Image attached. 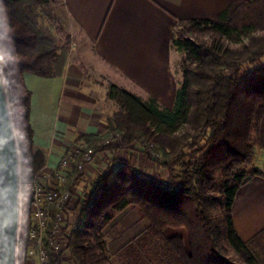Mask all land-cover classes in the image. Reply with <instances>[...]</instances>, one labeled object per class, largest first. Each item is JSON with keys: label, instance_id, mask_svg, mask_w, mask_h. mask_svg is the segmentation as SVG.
<instances>
[{"label": "trees", "instance_id": "1", "mask_svg": "<svg viewBox=\"0 0 264 264\" xmlns=\"http://www.w3.org/2000/svg\"><path fill=\"white\" fill-rule=\"evenodd\" d=\"M57 1L3 0L6 21L0 24V63L19 153L22 204L31 174L44 161V153L32 147L26 122L29 91L22 71L61 73L70 38L49 7ZM24 3L43 5L61 39L44 35L24 13ZM170 45L181 53L171 106L108 82L106 96L116 108L105 114L101 130L79 138L80 151L93 146L95 152L106 151L110 157L103 172L76 187L80 224L66 233L69 264H264V227L242 240L231 219L237 188L253 174H263L254 165L246 172L240 166L251 164L257 142L251 133L264 107V0H231L213 16L179 19ZM214 148L216 158L209 165ZM118 151L128 156L121 159ZM132 152L164 168L169 187L162 186L157 173L135 172ZM216 166L223 173L218 194H213L209 167ZM75 181L83 180L73 165L64 185ZM159 192L178 194L185 203L162 206L146 197ZM133 204L147 224L110 251L103 228L114 213ZM215 205L220 211L217 222L212 214ZM219 234L227 245L218 244ZM51 264L65 262L56 256Z\"/></svg>", "mask_w": 264, "mask_h": 264}, {"label": "crops", "instance_id": "2", "mask_svg": "<svg viewBox=\"0 0 264 264\" xmlns=\"http://www.w3.org/2000/svg\"><path fill=\"white\" fill-rule=\"evenodd\" d=\"M230 1L58 0L64 15L60 14V18L70 38L69 56L61 73L41 75L22 71L23 83L29 91L26 122L32 131L33 148L44 153L43 165H55L60 153L79 142L81 135L92 137L102 128L112 100L106 96L108 82L140 96L151 95L170 107L180 75L179 51L170 45L172 31L179 19L213 16ZM22 9L44 35L61 39L43 5L24 3ZM73 51L75 56L68 61ZM90 60L105 77L103 84L92 86L83 80L85 70H90L85 61ZM251 134L257 139L252 165L263 174H253L242 183L231 203L232 223L242 240H248L264 227V107L255 117ZM93 164L89 166L92 168ZM91 168L86 178L91 175ZM128 209L126 206L117 213L122 217ZM134 216L139 221L131 232L127 218L119 217V232L107 241L110 251L147 224L139 214L131 217Z\"/></svg>", "mask_w": 264, "mask_h": 264}, {"label": "built area", "instance_id": "3", "mask_svg": "<svg viewBox=\"0 0 264 264\" xmlns=\"http://www.w3.org/2000/svg\"><path fill=\"white\" fill-rule=\"evenodd\" d=\"M108 139L103 142L106 143ZM95 154L93 146L80 151L78 144H72L60 153L55 165L45 167L42 164L31 174L26 200L29 218L22 230L19 224V202L15 264L20 258L27 264H51L56 256L69 264L67 260L70 255L65 250L66 233L77 229L80 224L79 194L76 189L79 181L70 187L64 183L73 165L83 175H87L90 162L97 160ZM117 154L122 157L124 151H118Z\"/></svg>", "mask_w": 264, "mask_h": 264}, {"label": "rangeland", "instance_id": "4", "mask_svg": "<svg viewBox=\"0 0 264 264\" xmlns=\"http://www.w3.org/2000/svg\"><path fill=\"white\" fill-rule=\"evenodd\" d=\"M49 7H51L52 10H54L59 17H60V14L62 15L61 7L59 6V4L57 2L49 4ZM63 16L64 15H62V17ZM60 20H61V18H60ZM61 22H62V20H61ZM75 52L76 51H73L70 54L68 61H71V59L74 58ZM68 56H69V53L66 51V57H68ZM179 56H181L180 52H179ZM85 62L87 63L86 68L88 67V69H90L91 71L85 70L86 72H84V76L82 77L83 80L92 86H96L98 82H101V84H103L105 82V77L102 76L99 72H97V69L99 70V66L95 65L92 60L85 61ZM88 63H89V66H88ZM0 65H1V63H0ZM83 67H85L84 64H83ZM177 77H179V74L177 75ZM107 102H109V101L107 100ZM115 107H116L115 102L111 100L109 102L107 109H106L109 111H107L106 113L113 111L115 109ZM110 109H111V111H110ZM101 129H99V130H101ZM79 142H74L72 144H78ZM216 152H217V148H214L211 151V153L208 157V162H207L209 165L213 164L214 159L216 158ZM95 153H96L95 156L97 155V160L91 161L90 166L92 163H94V164L92 165L93 166L92 168L89 167V168H91V170H90L91 175L88 177V179H86V175L82 174V180L83 181L81 183L80 182L78 183L79 186H82V184L86 183L87 181L92 180V178H94V176L97 174V172L99 174V172H103L106 168L105 164L108 161L110 154L106 151H99V152H95ZM122 156L123 157H121V159L127 157L128 153H124V154H122ZM130 157L132 160L131 166L135 170V172L139 173L142 176H148L152 173H157L161 179L162 186L167 187V188L169 187V185H170L169 177L166 175V171L164 168L157 165L155 162H153L151 159L144 156L142 153L138 154V153L132 152ZM18 158H19V153H18ZM252 164H253V156H252L251 164H248L247 166L242 165V166H240V169L243 170L244 172H246L248 166H251ZM89 168L86 171V174L88 173ZM209 168L211 169L212 174L214 176V181H213L212 185H210L209 191L212 192L213 194H218V190H219V186H220L219 184L221 183L223 169L220 166H216L214 168L209 167ZM178 169H179V167L177 165H175L173 167L174 171H176ZM128 173H130V172L128 171ZM163 181H165L164 184H163ZM84 187H85V185H84ZM142 189H146V188H142ZM143 194H144V192L142 191L141 195H143ZM150 196L151 197H148V195H146V197L149 198L152 202H155V203L158 202L162 206H169V205L182 206V203H183V205L185 203V201L183 200L184 198L178 194H169V193L167 194V193L159 192V193H156L155 195L151 194ZM20 204H21V214H20V219H19V217H18V219H19V224L21 226L20 230H22L26 226L28 218H29V210H28L29 206H28L27 202H25V204H22L21 198H20ZM187 204H189V203L187 202ZM128 208L129 209L127 210V212L122 217H124V219L127 218L126 222L131 224L129 227V232H131L133 229L136 228L135 227L136 222L139 221V220L135 221L136 216H134V217H131V216H133L135 214L136 215L139 214L140 217H143V218H145V217L141 215V213L138 209V206L136 204L130 205V206H128ZM118 214H121V213H117V212L114 213V216L109 221V222H112L111 225H109V224L106 225V226H109L106 228V231H105V238L108 241H109L110 237L113 236L114 234H116V232L120 229L119 217H121V216H119ZM212 214H213V218L215 219V221L216 222L219 221L218 218L220 216V211H219V208L217 205L214 206V209L212 210ZM139 225H140V223H139ZM217 239H218V244L227 245L225 239L223 238V236L221 234L217 235ZM229 255H231V253ZM16 264H27V263L25 262V260L23 258L22 259L20 258V259H18Z\"/></svg>", "mask_w": 264, "mask_h": 264}, {"label": "water", "instance_id": "5", "mask_svg": "<svg viewBox=\"0 0 264 264\" xmlns=\"http://www.w3.org/2000/svg\"><path fill=\"white\" fill-rule=\"evenodd\" d=\"M19 158L0 65V264H15Z\"/></svg>", "mask_w": 264, "mask_h": 264}, {"label": "clouds", "instance_id": "6", "mask_svg": "<svg viewBox=\"0 0 264 264\" xmlns=\"http://www.w3.org/2000/svg\"><path fill=\"white\" fill-rule=\"evenodd\" d=\"M3 13H4L3 0H0V24L6 21V17L3 15Z\"/></svg>", "mask_w": 264, "mask_h": 264}]
</instances>
